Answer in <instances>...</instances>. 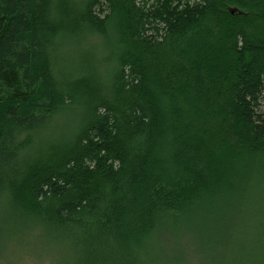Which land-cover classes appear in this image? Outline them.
Segmentation results:
<instances>
[{"label":"trees","instance_id":"trees-1","mask_svg":"<svg viewBox=\"0 0 264 264\" xmlns=\"http://www.w3.org/2000/svg\"><path fill=\"white\" fill-rule=\"evenodd\" d=\"M84 34L107 80L62 71ZM193 225L264 264V0H0V238L35 226L61 264H145Z\"/></svg>","mask_w":264,"mask_h":264},{"label":"rangeland","instance_id":"rangeland-1","mask_svg":"<svg viewBox=\"0 0 264 264\" xmlns=\"http://www.w3.org/2000/svg\"><path fill=\"white\" fill-rule=\"evenodd\" d=\"M111 57L101 38L97 35L84 34L63 43L59 62L62 71L67 72L73 69L77 62L88 59V65L93 67V72L107 80V74L114 66ZM80 118L76 112L64 114L57 122V130L61 134L72 133L77 130ZM197 226L162 235L159 244L155 245L154 253L145 264H249L248 258L239 259L224 254L222 251L225 249L217 252L216 250H219L217 248H214L215 250L208 248V238L204 240V237L196 234L199 227L192 229ZM2 228L4 226H0V230ZM231 239H233L231 243H234V237ZM61 261L55 250L43 243L39 227L25 228L13 240L9 237L0 238V264H61Z\"/></svg>","mask_w":264,"mask_h":264}]
</instances>
